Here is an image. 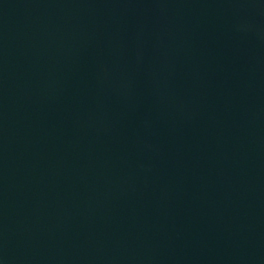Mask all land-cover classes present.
<instances>
[{
	"label": "water",
	"instance_id": "obj_1",
	"mask_svg": "<svg viewBox=\"0 0 264 264\" xmlns=\"http://www.w3.org/2000/svg\"><path fill=\"white\" fill-rule=\"evenodd\" d=\"M0 264H264V0H0Z\"/></svg>",
	"mask_w": 264,
	"mask_h": 264
}]
</instances>
